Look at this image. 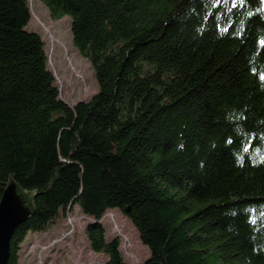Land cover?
Wrapping results in <instances>:
<instances>
[{
	"label": "trees",
	"instance_id": "1",
	"mask_svg": "<svg viewBox=\"0 0 264 264\" xmlns=\"http://www.w3.org/2000/svg\"><path fill=\"white\" fill-rule=\"evenodd\" d=\"M39 1L70 17L98 90L63 101L28 1L0 0V199L10 173L36 189L8 264L75 204L103 264H130L99 222L110 209L149 249L142 264H264V4Z\"/></svg>",
	"mask_w": 264,
	"mask_h": 264
},
{
	"label": "rangeland",
	"instance_id": "2",
	"mask_svg": "<svg viewBox=\"0 0 264 264\" xmlns=\"http://www.w3.org/2000/svg\"><path fill=\"white\" fill-rule=\"evenodd\" d=\"M30 20L26 26L44 42L47 66L54 77L59 97L70 106L89 101L98 85L87 59L72 43L70 17L54 19L39 0H27ZM94 218L85 215L78 205L60 210L43 231H28L18 252L19 264H103L108 256L90 249L85 227ZM99 222L106 241L118 237L123 260L142 264L150 255L141 243L131 221L118 210H106Z\"/></svg>",
	"mask_w": 264,
	"mask_h": 264
},
{
	"label": "water",
	"instance_id": "3",
	"mask_svg": "<svg viewBox=\"0 0 264 264\" xmlns=\"http://www.w3.org/2000/svg\"><path fill=\"white\" fill-rule=\"evenodd\" d=\"M12 174H8L6 187L0 199V264H8L12 234L34 210L32 196L36 189L24 191L12 180Z\"/></svg>",
	"mask_w": 264,
	"mask_h": 264
},
{
	"label": "snow or ice",
	"instance_id": "4",
	"mask_svg": "<svg viewBox=\"0 0 264 264\" xmlns=\"http://www.w3.org/2000/svg\"><path fill=\"white\" fill-rule=\"evenodd\" d=\"M219 2H220V0H217V3H219ZM246 2H247V0H240L241 5L245 4ZM258 3L264 4V0H258ZM233 6H235V5H233ZM259 10L264 11V8H261ZM262 79H264V77H262ZM262 158H264V157H262ZM261 215H264V213H261ZM253 222H255V221H253Z\"/></svg>",
	"mask_w": 264,
	"mask_h": 264
},
{
	"label": "crops",
	"instance_id": "5",
	"mask_svg": "<svg viewBox=\"0 0 264 264\" xmlns=\"http://www.w3.org/2000/svg\"><path fill=\"white\" fill-rule=\"evenodd\" d=\"M112 210H114V209H112Z\"/></svg>",
	"mask_w": 264,
	"mask_h": 264
}]
</instances>
